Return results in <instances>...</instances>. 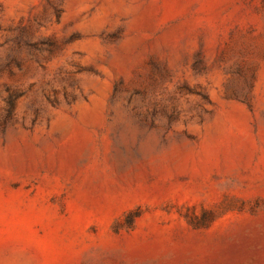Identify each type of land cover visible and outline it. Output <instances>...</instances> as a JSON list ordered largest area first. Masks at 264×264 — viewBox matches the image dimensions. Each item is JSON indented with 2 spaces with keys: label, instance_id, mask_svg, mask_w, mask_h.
Returning a JSON list of instances; mask_svg holds the SVG:
<instances>
[{
  "label": "rangeland",
  "instance_id": "374dc122",
  "mask_svg": "<svg viewBox=\"0 0 264 264\" xmlns=\"http://www.w3.org/2000/svg\"><path fill=\"white\" fill-rule=\"evenodd\" d=\"M0 264H264V0H0Z\"/></svg>",
  "mask_w": 264,
  "mask_h": 264
}]
</instances>
